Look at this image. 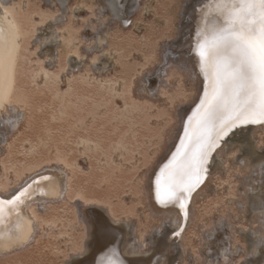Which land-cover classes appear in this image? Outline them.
<instances>
[{
	"label": "bare ground",
	"instance_id": "6f19581e",
	"mask_svg": "<svg viewBox=\"0 0 264 264\" xmlns=\"http://www.w3.org/2000/svg\"><path fill=\"white\" fill-rule=\"evenodd\" d=\"M16 1L0 0V5L4 6L3 11H0V17H5L0 22V29L3 28L2 36H0V60H2L0 86H2L5 104L2 117L5 120L11 119L18 122V127L15 131L7 126H0V197L10 198L11 195L24 189L34 179L37 183H31V187L27 188L25 194L20 197V200L24 201V203L20 204L15 211L12 210L14 205L5 204L2 206L3 211L0 214V257L7 255L16 257L23 254L22 250L24 251L25 248L29 247L53 225L52 218H49V215L47 218L43 214L51 210L53 206L57 207V204L67 200L70 204L75 205V207H72L74 222L71 226L74 230L81 229V235H79L80 238L77 245L67 251L64 257V264H97L98 260L102 259L104 262L108 256L124 259L127 261V264H150L154 256L165 252L167 259L164 264H175L177 259H182L181 248L184 249L185 255L188 254V250H191V247L187 246L186 234L190 224L194 221V214L197 215V220L203 226L201 230L202 245L198 250L199 253L195 254L194 264H209L208 260L214 262L215 259H221L222 263L220 264H230L227 252H237L238 249H244L247 252L253 246L256 247V252L252 254L249 264H264V248L260 247V242L264 241V232L262 233L261 231L258 234L259 229L252 227L253 233L250 240L247 241L248 247L242 242L234 243L232 240V223L238 219V216H230L231 212L224 206L223 208L226 209V212H220V216L213 221L206 216V212L201 211V206H197V202L203 200V189L211 181L212 176L218 169H225L227 155L233 156V151H237V148L243 145L247 159H245V165H241V163L239 165L248 171H246V174L252 171L253 176L247 180L246 187L248 189L245 188V185H242V194L244 196L248 194L247 201L244 197H239V200L242 201L244 206L249 205V213L254 220L264 223V153L257 154V151L261 150V144H264V123L257 121L255 124H242L239 121L234 122L233 120H229L218 131L213 132V141L208 145L206 150L210 157V163L208 164L209 172L204 182L193 191L192 197L189 200V208L193 214L182 236H174L171 241L167 239V235L172 231V228L165 226V224L170 221V218L171 221H179V209L161 207L155 200L157 170L175 140L183 117L188 113L190 105L194 103L200 94L201 78H204L206 83H210L208 65L203 64L202 67L195 55L198 52L199 40L209 31L214 34H217L219 31L218 23L220 22L216 13L221 11V0H196L192 5L185 6L184 15L186 23L181 25L183 28L182 34L184 33L185 36L183 34L177 42L165 47L164 64H161V62L160 65L158 64V66L152 69H146L141 75V91L144 93L143 98L147 100L148 96L155 93V91H161L160 85H163V83L167 85L169 83V80L165 78V75L168 73L165 70L166 68L164 71H161L165 64L177 62L181 68H189L190 77L192 76L190 79H195L197 82L196 87L194 86L191 89L190 94H182L184 92H180L182 95H178L179 92L176 94L174 91H169V89L167 91V98L163 99L166 100L171 110H169V114L166 109L164 112L167 114L161 111L159 118L161 120L165 119V121L169 119V123L171 122V117L166 118L172 112L171 116L174 114V123H172L173 121L170 123L172 126L169 124L170 128L167 126L168 123L164 128L161 127V133L163 132L164 136L160 135V139L161 137L162 139L159 140V143H161L158 144L160 145L158 149H160V154L163 149L167 148L164 155L155 163L156 158L159 156L157 154L147 164L149 173L145 175L142 182L144 193L141 192V195H144L142 203L144 202L146 206L144 209L149 211V215L147 216L148 218H144L143 216L144 222L140 217H136L132 211L123 208L117 209L108 200L109 198L85 196V189L81 190V188L80 190L72 191L73 187L70 183L72 166L59 155L51 158L47 155L44 159H39L37 162L33 161V164L30 163V165L26 166H23L25 162H22L23 164L21 163L20 165L23 167L14 165L18 163H14L15 160L11 161L12 157L9 154L8 159H5L4 155L10 150L11 144L15 141V137L19 135L20 130L25 127L31 112L30 101L32 97L23 90L22 86L23 69L29 51H33L32 56L41 63L36 75L38 84L45 83V79H49V76L55 72L53 71V66H55L59 59H64V68L61 69L63 66H60L61 71L57 70L55 72V79L60 78L61 75L65 77L67 72L72 74L80 70V67L84 68L88 64V69L85 72V81H89L94 73L103 70L107 71V69L115 67V56L118 54L116 49L110 48V50H107L105 47V44L109 43V37L105 33H102L99 28L100 24L103 27L102 16L104 8L100 9L95 0H80L76 5V10L71 12V24L66 27L64 26L60 30L57 27L64 17L63 13L69 9V0H46L50 5H56L59 11L56 14H48L44 12L45 10L38 12L36 11L37 9H33L31 11L32 15L29 14V17L24 14L29 7V1L20 0L19 3ZM139 1L141 0H124L125 7L118 18L121 23L128 20L132 12L131 9L136 8ZM104 2L107 5L108 13L117 18L113 8L110 7V0H104ZM89 6L94 14L92 23L97 24L92 30H98V34L96 36L90 34L83 40L80 32L77 30V18L80 12L87 10ZM58 13L62 14L57 15ZM201 20L200 24L199 21ZM91 38H94V42L92 43H90ZM85 47L91 48L92 54H95L96 57H88L89 54L83 50ZM257 47L259 49V45ZM215 49L224 53L228 52L224 49L223 42H219V46L217 45ZM213 50L214 48L211 49V52ZM61 53L64 54V58L60 57ZM216 53L218 52L216 51ZM261 57L264 58V54H261ZM61 64H63V61ZM110 65L111 67H109ZM205 71L207 75H205ZM174 85L172 86L175 87ZM172 89L174 90V88ZM82 91H79V93L83 95ZM204 94L205 92L203 96ZM241 101H243V96H241ZM128 102L124 106V113L120 114V116L123 115L125 117L126 115L124 114H129L128 112L132 111L131 106V109L127 107L130 103ZM93 104L86 119L91 115L95 116L101 109L100 104ZM137 106L135 104V107ZM94 107H97V109H94ZM117 114L120 117L119 113ZM165 116L167 117L165 118ZM260 133H262L261 136ZM251 141L255 144V150L251 148ZM81 142L90 144L89 148H91L92 143L89 141L83 140ZM169 142L170 144L168 145ZM116 150L118 154L121 153V148L118 145ZM239 155H235L237 161H241ZM233 165H235V161H233ZM250 165H253V170ZM243 174L245 173L233 170L228 179L229 183L234 187L240 185L238 182L239 179H243ZM41 175L48 176L50 180H41ZM44 184H49L50 186L43 188L39 192H34L38 185ZM228 188L232 187L229 186ZM30 193L33 194L31 199H26ZM144 209L143 211H145ZM218 209L220 210L221 208ZM204 217H206V220H204ZM221 221L225 224L223 231L219 230ZM205 222L209 224L205 225ZM228 226H231V231H229ZM161 227H163L164 235H157L156 230ZM249 231L251 229H247L245 233H249ZM209 234H212L215 238L209 239ZM225 234L230 237V240L227 242L223 241ZM25 239L27 243H24ZM225 247L228 249L227 252L224 251ZM110 249H114L115 253L110 252ZM133 253H141L142 255L138 259H133ZM148 253L150 255H147ZM109 259L110 262L105 261L104 264H112L114 262L111 258Z\"/></svg>",
	"mask_w": 264,
	"mask_h": 264
},
{
	"label": "rangeland",
	"instance_id": "374dc122",
	"mask_svg": "<svg viewBox=\"0 0 264 264\" xmlns=\"http://www.w3.org/2000/svg\"><path fill=\"white\" fill-rule=\"evenodd\" d=\"M19 1L16 2L19 3ZM28 1L29 7L24 13L27 17L32 15L33 9H37L38 12L45 10L44 12L48 14H56L59 11L56 5H50L46 0ZM79 1L69 0V9L63 13L64 17L57 27L59 30L71 24V12L76 10ZM95 1L100 9L104 8L103 27L100 24L99 28L109 37V43H106L105 47L107 50L114 48L118 53L115 56V67L94 73L89 81H85L88 64L72 74L67 72L68 77L61 75L60 78L55 79V72L57 70L60 72L64 68V59H59L53 66L55 72L49 76V79H45V83L38 84L36 75L41 63L32 56L34 52L29 51L23 69L22 86L23 90L32 97L31 112L25 127L20 130L10 150L4 156L8 159L9 154L12 157L10 160L18 163L14 165L23 167L33 164V161L44 159L47 155L50 158L59 155L72 166L70 175L72 191L81 188V190L85 189V196L109 198L108 200L117 209L132 211L144 222L143 216L145 218L149 215V211L144 209L146 208L144 202L142 203L144 195H141L144 193L142 182L145 175L149 173L147 164L152 157L159 154L160 145L158 144L162 139L160 135L164 136L163 132L161 133V127L164 128L167 125L169 117L174 123L172 112L170 116H165L168 119L167 122L159 118L161 111L164 112L166 109L168 113L171 110L163 99L167 98L169 89L176 94L179 92L178 95L190 94L197 82L195 79H190L192 76L190 77L189 68L183 69L184 67L178 66L177 62H172L167 64L168 67L165 69L169 73L165 75L169 83L160 85L161 91H155L156 94L148 96L147 100L143 98L144 93L141 91V75L146 69H152L161 62L164 64L165 47L177 42L184 34L181 27L186 23L184 8L192 5L196 0H141L135 11L130 13L128 20H131V23L127 25L108 13L104 0ZM60 14L62 13L57 15ZM93 15L89 6L87 10H82L77 18V30L83 40L90 34L95 36L98 34V30H92L97 26L92 23ZM92 42L94 38L90 39V43ZM83 50L89 54L88 57H96L92 54L91 48L85 47ZM60 57L64 58V54L61 53ZM62 61L63 64H61ZM79 91L84 94L82 95ZM101 99L103 100L100 101ZM127 101L131 103L130 105L128 102L127 107L131 106L132 111L124 114L125 117L120 116L124 113L123 109ZM134 102L138 105L137 107ZM93 103L100 104L101 109L95 116L91 115L86 119ZM171 122L168 123V127ZM83 140L92 143L91 148H89L90 144L82 143ZM116 144L121 148L120 154L116 150ZM250 145L255 150L253 141ZM166 149L161 151L155 163L162 158ZM257 152V154L264 153V144H261V150ZM233 153V156L227 155L225 169H218L204 187L203 200L197 202L199 204L197 206H201V211L206 212V216L213 221L220 216V212H226L224 206L231 212L230 216H238V219L232 223V240L234 243L242 242L248 247L247 241L253 233L252 227L259 229L258 234H260L261 231L264 232V223L253 219L249 213V205L239 207L243 204L239 197L246 198V201L248 197V194L247 196L242 194V185L248 189L247 180L252 178L253 172L246 174L248 171L241 167L245 165V159H247L244 149L233 151ZM235 155H239L243 163L237 161ZM21 163L23 166L20 165ZM250 166L253 170V165ZM233 170L245 173L242 175L243 179H239L240 185L235 187L228 181ZM229 186L232 188L229 189ZM72 207L75 205L64 200L57 204V207L53 206L51 210L44 213L43 215L46 217L49 215L48 217L53 220V227L47 229L48 232L46 230L47 234L45 232L40 235L35 242L24 251L22 250L21 255L0 257V264H64L67 251L77 245L81 235V229L74 230L71 226L74 222ZM196 216V214L193 215L194 221L186 234L187 246L191 247V250H188V254L185 255L184 249L181 248L182 264H194L195 254L199 253L198 250L202 245L203 226ZM208 224L205 222V225ZM243 229L245 231L251 229V231L245 233ZM227 257L230 264H249L250 260L249 251L246 252L244 249L233 253L227 252ZM208 263L220 264L222 260L215 259L214 262L208 260Z\"/></svg>",
	"mask_w": 264,
	"mask_h": 264
},
{
	"label": "snow or ice",
	"instance_id": "6c2138e0",
	"mask_svg": "<svg viewBox=\"0 0 264 264\" xmlns=\"http://www.w3.org/2000/svg\"><path fill=\"white\" fill-rule=\"evenodd\" d=\"M247 0H239L240 8L243 9ZM110 7L113 8L117 18L123 12L125 7L124 0H110ZM4 6L0 5V11H3ZM135 11V7L131 9ZM245 17L251 18L255 15L260 20L264 21V10H257L255 13L248 9L243 14ZM5 17H0V22ZM233 20H240L242 17L239 12L234 13ZM125 25L130 24L131 20L123 21ZM219 31L217 38L223 42V47L230 55L225 61L219 65L220 70L216 74V84L214 89V104L209 113L203 120L199 122L200 133L198 134L197 147L185 163L178 168L174 167V171L167 176L161 173V176L155 179V200L157 204L165 208H178L180 219L178 222H166L165 226L172 228L168 233L167 239L172 240L174 236L179 237L184 233L188 221L193 214L189 208V200L192 197L193 191L198 188L207 178L209 172L208 164L210 157L208 155L207 147L213 141V132L218 131L229 120L239 121L242 124L252 123L257 121L264 123V58H260L264 54V35H259L249 40L241 34V29L251 31L246 24H241L239 29L232 24L224 25L218 23ZM0 36H2V29H0ZM259 45V52L257 46ZM198 55L203 58L205 56V46L201 44ZM168 67L165 64L161 71ZM0 68H2V60H0ZM166 74V73H165ZM207 98L208 93L205 92ZM243 96V101H241ZM5 107L3 100L2 86H0V126H7L15 131L18 127V122L2 117V111ZM215 117V119H213ZM192 142V133H186V144L183 146V151L178 155L187 154V144ZM243 145L237 148V151L243 150ZM175 157L173 160L175 161ZM243 163V160L241 161ZM174 166V165H173ZM43 181H49L48 176L41 175ZM31 183H37L34 179ZM31 183L27 184L24 189L13 194L8 199H0V214L3 211V205H14L13 211L23 204L24 201L20 197L25 194ZM49 184L38 185L34 192H39L43 188L49 187ZM32 193L28 194L26 199H31ZM163 197V198H162ZM19 202V203H18ZM239 207L243 208V204ZM225 224L223 221L219 224V230L223 231ZM231 231V226H228ZM157 235H164L163 227L156 230ZM212 234H209V239H214ZM230 237L225 234L223 241L227 242ZM27 243V240H24ZM260 247L264 248V241L260 242ZM227 247L224 251L227 252ZM240 251V250H238ZM110 252L115 253L114 249ZM256 252V247L249 251V259L252 254ZM142 254L133 253L132 258L138 259ZM147 255H150L148 253ZM167 259L166 252L154 256L150 264H164ZM97 264H103V260H98ZM113 264H127L124 259H118ZM175 264H182L181 259H177Z\"/></svg>",
	"mask_w": 264,
	"mask_h": 264
},
{
	"label": "water",
	"instance_id": "95a60500",
	"mask_svg": "<svg viewBox=\"0 0 264 264\" xmlns=\"http://www.w3.org/2000/svg\"><path fill=\"white\" fill-rule=\"evenodd\" d=\"M234 11L235 10H229L228 15H232ZM201 22L202 20L199 21L200 24ZM237 28L239 29V26ZM1 29L3 32V28ZM219 42L222 41L217 38V34H214L210 31L207 32V34L204 35V37L201 38V40H199L198 42V48H197L198 52L196 53L195 56L197 61H199L200 64L202 65V67L203 64L208 65V75H209L210 83L209 84L206 83L204 78H201L200 91H199L200 94L199 96H197L194 103L190 105V108L188 109L189 110L188 113L185 114V116L183 117L182 123L178 128L175 140L172 143V146L168 151V153L164 156L160 164L161 166H159L157 170L158 173L156 174V178L161 176L162 172L164 173L165 176H167L169 173L174 171V167L178 168L181 164L185 163L187 158L192 155V153L195 151L197 147L198 134L201 131L199 122L205 118V116L209 113V111L212 109L214 104V99H213L214 89L216 84V74L220 70L219 65L222 64L225 61V59L230 55L229 52L224 53L215 49L217 45L219 46ZM201 44L205 46L204 50L206 54L203 58H201L198 55L200 51L199 46ZM212 48H214V50L211 52ZM216 51L218 53H216ZM204 73L205 75H207L206 71ZM204 92L208 93L207 98L205 97V95L203 96ZM189 131L192 133V142L191 144H187V154L178 155L183 151V146L186 144V133ZM174 157L176 158L175 161L173 160ZM8 198L0 197V199H8ZM109 258H111L113 261L118 262V258L114 256H108L107 258H105L106 259L105 261L110 262Z\"/></svg>",
	"mask_w": 264,
	"mask_h": 264
},
{
	"label": "clouds",
	"instance_id": "9594fccd",
	"mask_svg": "<svg viewBox=\"0 0 264 264\" xmlns=\"http://www.w3.org/2000/svg\"><path fill=\"white\" fill-rule=\"evenodd\" d=\"M221 11L216 13L220 23L224 25L232 24L234 27H237L243 23L248 26V29L251 31H246L241 29V34L246 39H253L259 35H264V21L257 18L253 15L251 18L245 17L243 14L248 9H251L253 13L257 10H264V0H247L244 8H240L239 0H221L220 3ZM229 10H235L232 15H228ZM239 12V15L242 17L240 20H233L232 16L234 13Z\"/></svg>",
	"mask_w": 264,
	"mask_h": 264
}]
</instances>
